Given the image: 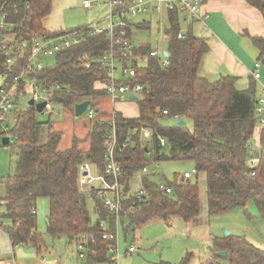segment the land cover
Segmentation results:
<instances>
[{
	"label": "trees",
	"instance_id": "trees-1",
	"mask_svg": "<svg viewBox=\"0 0 264 264\" xmlns=\"http://www.w3.org/2000/svg\"><path fill=\"white\" fill-rule=\"evenodd\" d=\"M54 0H0V16L7 14L11 29H0V72L5 71V56L2 45L21 43L26 51L31 49L33 36H52L66 31H51L45 27L44 19L51 12ZM264 13V0H248ZM180 16L176 10L169 12L170 25L166 49L169 63L162 64L160 56H153L140 67L139 81L146 86L137 99L140 115L127 118L117 112L120 139L130 138L122 153L117 156L131 175L152 160H193L196 172L205 173L207 181V205L211 215L227 212L236 207H245L254 201L264 216V127L257 124L256 106L258 85L254 81L249 88L236 87V77L227 75L211 82L199 75L201 59L208 51L206 40L196 37L190 29L185 37H178L182 30ZM145 24V23H142ZM140 27V25H139ZM259 49L258 60L264 64V37L252 38ZM105 34L88 35L81 43L56 54L53 64H48L34 74L48 84L63 85L53 100L66 108L104 94L97 86L105 80V71L98 61L91 66L86 59L98 57L109 47ZM153 48L147 41L136 46L137 52H149ZM25 64L24 59L20 61ZM18 71L15 68L11 76ZM36 106L28 105L16 111L11 133L17 139L14 145L19 154L14 174L0 180L6 211L0 216L11 224L4 225L12 240L33 242L41 247L43 235L37 228V215L32 212L41 197L50 200L47 232L53 238L67 237L76 242L82 234H88V256L82 264H98L110 261V241L103 238L102 219L109 220L114 230V218L100 199L92 207L85 194L79 190V166L85 160L102 165L105 152L106 120H98L90 132V148L79 146L76 137L71 146L60 148L62 131L52 121L37 119ZM175 115L186 120L179 124H164V120ZM142 128L150 131L144 142ZM136 129V130H135ZM131 130H135L134 133ZM258 138L257 143L254 138ZM165 138L167 146H163ZM250 141L255 146L249 145ZM11 144V142H10ZM9 144V145H10ZM166 147L168 152L162 151ZM251 157H260L256 174L248 165ZM167 180V178H165ZM173 192L164 194L153 178H144L148 195L138 210L129 217L130 226L125 233L140 224L171 216H181L190 222L200 215L201 199L198 181L184 180L175 176L167 180ZM216 249L227 251V257L215 255L210 264H264V248L255 245L244 235L230 234L214 239ZM193 253H188L180 262L161 260L152 264H199L192 262ZM201 264V263H200Z\"/></svg>",
	"mask_w": 264,
	"mask_h": 264
},
{
	"label": "built area",
	"instance_id": "built-area-1",
	"mask_svg": "<svg viewBox=\"0 0 264 264\" xmlns=\"http://www.w3.org/2000/svg\"><path fill=\"white\" fill-rule=\"evenodd\" d=\"M209 0H84L83 6L90 9L97 4H103L108 7L106 18L92 22L84 27L68 30L52 36H33L31 39V49L26 51L21 43L14 45L4 42L2 52L5 56V71L0 72V145L3 144V138L8 136L11 139H17L16 135L11 133L15 113L20 109L21 99L26 97L31 91V99L35 104L46 101L44 112H51L57 103L53 100L55 93L63 88L60 82L48 84L34 73L45 68L44 58L53 57L64 49L81 43L88 35L105 34L110 41L109 47L105 48L98 57L86 59V65L89 67L93 61H98L105 71V80L103 84L104 93L114 102L122 101L132 95L141 97L145 84L139 81V69L146 64L151 57L160 56L162 64L169 63V52L167 49L152 48L149 52L135 51L136 45L132 38V31L139 23L148 22L146 16L161 15L164 12L176 10L177 13L186 20L194 21L197 18L206 17L202 8ZM142 17V18H141ZM141 18V19H139ZM106 20L105 25H101ZM140 20V21H139ZM159 21V30L164 25ZM13 23L7 21V14L0 16V29H11ZM178 37L184 38L185 34L181 30ZM24 59L25 64L20 61ZM259 66V65H258ZM15 68L16 73L11 76ZM255 77H260V72H255ZM29 87H32L29 90ZM28 105L29 102H28ZM92 105V103H91ZM91 105L85 112L93 118L97 115V110ZM257 124L259 128L264 127V93L258 98L257 106ZM173 118L179 120L181 117L175 115ZM108 130L105 136V152L102 156L103 163L100 165L91 160H85L79 166L78 185L79 190L86 195L92 207L97 205V199H100L109 214L114 218V230L110 229V223L107 219H100V224L104 227L103 238L110 241L109 257L110 264H120L119 251V227L125 219L138 210L140 203L148 195V190L143 183L144 178H153L157 181L160 190L169 195L173 192L170 183L147 164L131 175H126L125 169L117 156L122 153L127 145L130 144V138L120 139L117 111L106 120ZM145 128H142V130ZM147 129V128H146ZM136 130V129H135ZM135 130H131L132 133ZM150 131L147 129L145 137L149 138ZM144 137V134H143ZM163 146H167L165 138H161ZM249 145L254 147V141ZM261 162L260 157H251L248 165L252 169V174H256V168ZM196 169L184 173L183 178H191ZM158 177L157 178H155ZM133 181H139L137 189L132 188ZM2 187L0 184V191ZM0 201H2L0 199ZM32 212L37 213V208L33 207ZM90 236L82 234L76 242L78 257L85 260L88 256V243ZM137 251V247L131 244L127 249V254ZM43 264H52L44 261Z\"/></svg>",
	"mask_w": 264,
	"mask_h": 264
},
{
	"label": "rangeland",
	"instance_id": "rangeland-1",
	"mask_svg": "<svg viewBox=\"0 0 264 264\" xmlns=\"http://www.w3.org/2000/svg\"><path fill=\"white\" fill-rule=\"evenodd\" d=\"M84 0H54L51 12L44 19L45 27L51 31H68L84 27L92 22L106 18L108 7L103 4H97L90 9L83 6ZM109 0H103L108 2ZM142 18V17H141ZM139 18V19H141ZM157 15H147L146 19L151 21V29L135 30L134 41H149L154 48L165 49L166 42L164 35L158 30L159 19ZM161 24H168L166 13L162 14ZM140 21V20H139ZM106 20L101 23L105 25ZM186 26V27H185ZM183 29H188L187 24ZM159 41V44L157 43ZM250 47L255 49L251 40H247ZM136 45V44H135ZM44 64H53L55 57L44 58ZM32 87H29L31 90ZM31 91L26 97L21 99L20 108L28 106ZM95 100L91 107H95ZM37 119L42 122L52 121L56 129L62 131V139L60 148H67L72 145L73 140L78 137L81 140L80 146L85 149L91 140L89 134L95 128L98 117H89L88 112H84L80 116L75 114L74 108H66L60 104L55 105L51 112H38ZM175 118L164 120V124L175 123ZM145 137L147 129H143ZM151 134V133H150ZM148 138H144L146 142ZM257 143V135L254 138ZM14 138L11 139V144L0 145V180L14 174L18 159L19 150L14 145ZM164 152L168 149L164 147ZM149 163L152 168L156 167V171L169 181H174L176 175L182 177L185 172L195 170L193 160H173L165 159L161 162L152 160L151 154H147ZM158 179V177L155 176ZM191 181L199 183L201 212L190 222H186L181 216H171L166 221L162 218H157L134 226L127 234L123 224L119 227V251L120 264H152L161 260L169 262H180L188 253H193L192 262L201 264H210L211 259L215 255H220L222 249L214 248V239L216 237L227 236V231L231 234L244 235L255 245L264 248V216L259 210L254 201H250L245 207H236L227 212L211 215L207 205V181L205 173H197L190 178ZM132 188L135 190L139 187V181H133ZM37 216L38 229H46V216L49 211V200L41 198L37 201ZM97 220L96 213L93 214ZM130 226L128 218L125 219V227ZM134 244L137 251L132 254H127L128 247ZM72 247V246H71ZM75 257L78 259L77 248L74 250ZM98 264H110L109 261L99 262ZM230 264V263H227Z\"/></svg>",
	"mask_w": 264,
	"mask_h": 264
},
{
	"label": "crops",
	"instance_id": "crops-1",
	"mask_svg": "<svg viewBox=\"0 0 264 264\" xmlns=\"http://www.w3.org/2000/svg\"><path fill=\"white\" fill-rule=\"evenodd\" d=\"M202 11L204 15H208V18L202 17L190 21L179 15L182 31L185 33L187 30L183 29L186 23L191 33L196 37L205 39L208 45V51L204 53L201 59L199 75L211 82L219 80L222 76H235L236 87L240 90L249 88L250 84L255 81L258 85V96L263 95L264 64L258 60L259 49L252 38L255 36L264 37V13L248 0H209L204 4ZM165 13L168 24L164 25L163 29L159 30L158 28V30L164 35L167 45L169 36L166 33V29L169 27L170 21L169 12ZM162 14L160 16L157 15L160 17L159 19H162ZM150 23L151 21L149 20L145 24L139 23L135 27L132 31L133 41L134 31L137 29L150 30ZM249 39L254 44L255 49L248 45L247 40ZM144 42L147 41H140L139 43L134 41L136 46ZM157 43L159 44V41ZM256 71L260 72V77L258 78L255 77ZM97 86L103 89L102 83H98ZM94 100L98 120H107L113 111L121 112L127 118H137L140 115L138 102L131 99V96L122 101L114 102L104 93ZM79 143H81V140ZM89 148L90 141L85 150ZM2 195L3 190L1 189L0 197ZM41 198L49 200L48 197ZM5 211L4 201H0V216ZM49 211L46 216V229ZM9 224H11V220L5 219L4 225ZM4 225L0 222V264H43L44 261L52 264H82L85 262V260H81L79 257V260H77L75 257L74 250L77 248L75 240L65 236L53 238L47 230L38 229L43 235L41 247L33 242L15 243Z\"/></svg>",
	"mask_w": 264,
	"mask_h": 264
},
{
	"label": "water",
	"instance_id": "water-1",
	"mask_svg": "<svg viewBox=\"0 0 264 264\" xmlns=\"http://www.w3.org/2000/svg\"><path fill=\"white\" fill-rule=\"evenodd\" d=\"M165 54L168 55V51H166ZM131 99L137 100L138 99V96L132 95L131 96ZM46 103H47L46 101H43V102H40V103L35 104V102H34L33 99H31L29 101V104L32 105V106H36L38 112H41V113H44V107H45ZM91 103H92L91 100H85V101H82V102L77 103L75 105V114H76V116L82 115L87 110L88 106L91 105ZM178 123L179 124H185L186 123V120L183 119V118H181V119L178 120ZM2 142H3V145L10 144L9 137L8 136L4 137ZM231 233L232 232L227 231L226 235L228 236ZM220 255L222 257H227L228 252L227 251H222V252H220Z\"/></svg>",
	"mask_w": 264,
	"mask_h": 264
}]
</instances>
